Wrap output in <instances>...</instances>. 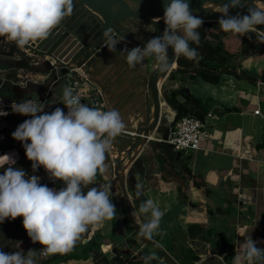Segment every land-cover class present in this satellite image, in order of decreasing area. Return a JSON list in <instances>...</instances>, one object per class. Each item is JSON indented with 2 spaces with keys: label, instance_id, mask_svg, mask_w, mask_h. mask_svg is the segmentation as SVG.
I'll return each mask as SVG.
<instances>
[{
  "label": "crops",
  "instance_id": "0c3cea01",
  "mask_svg": "<svg viewBox=\"0 0 264 264\" xmlns=\"http://www.w3.org/2000/svg\"><path fill=\"white\" fill-rule=\"evenodd\" d=\"M73 5V11L61 24L75 39V46L66 48L64 60L78 67L74 59L79 45L86 35L103 24V18L85 1L73 0ZM34 42L30 43L32 49L23 48L24 57L0 56V96L4 94L10 103L35 99L45 107L61 97L66 80L54 81L51 64L54 59L36 53L34 47L39 48V45ZM156 65L152 57H147L132 68L124 56L118 54L101 60L95 67L94 77L104 90L107 110L116 109L121 113L125 123L123 131L136 134L145 119L153 121L156 103L148 77ZM240 65L235 71L240 73L243 69L242 76L230 71L216 83L200 76L193 78L187 72H178L174 78L171 76L175 71L170 73L160 85L161 109L157 126L131 154L127 152L134 138L122 133L114 139L106 154L107 170L99 175L101 186L109 188L117 215L90 225L84 241L99 235L101 248L110 257L137 253L143 247L152 254L155 248L141 241L132 225L129 207L115 175L114 159L119 157L123 161L121 174L133 211L149 198L156 202L164 215L159 229L161 234L154 235L153 239L180 264H183L181 259L188 264H198L210 255L220 258L224 264H232V258L241 252L240 243L244 242L245 235H251L258 242L257 247L264 249V57H244ZM177 89L201 100L200 103L191 101V104L205 122L209 137L198 149L176 151L165 142L177 115L166 95ZM178 98L186 100L183 95ZM23 116L19 115L16 121L23 122ZM12 119L10 116L5 120L14 121ZM9 152L16 153L11 156L14 161L20 157L16 148ZM137 184L141 186L140 196L136 194ZM50 188L60 190L63 187ZM146 220L145 215L139 216L140 223ZM177 245H184L187 252L177 256L174 252ZM42 247L37 242L33 248L37 250L36 263L53 255L41 256ZM195 256L200 259L193 260ZM155 257L156 260L152 263L149 260L148 264L161 261ZM92 262L91 257L71 258L56 264ZM242 264L252 262L242 261Z\"/></svg>",
  "mask_w": 264,
  "mask_h": 264
},
{
  "label": "clouds",
  "instance_id": "9594fccd",
  "mask_svg": "<svg viewBox=\"0 0 264 264\" xmlns=\"http://www.w3.org/2000/svg\"><path fill=\"white\" fill-rule=\"evenodd\" d=\"M73 7V0H0V37L23 49L31 42L46 39L71 14ZM220 7L222 15L218 24L222 31L239 35L256 32L264 43V31L257 28L264 25V8L254 3L248 7L247 14L233 16L230 9L241 8L242 0H227ZM163 20L166 27L162 36L151 38L143 47L121 51L129 67L135 68L146 57H154L160 70L165 71L180 56L188 60L197 58V51L190 47V42L199 44L198 30L204 21L193 14L190 0L166 2ZM111 33L110 28L106 29L103 37L108 50L114 52L120 40ZM169 47L174 50L171 62ZM59 102L67 107V113L60 107L44 112V105L35 99L13 102V112L31 119L21 123L12 137L23 142L33 172L42 166L50 179L62 181L65 187L50 188L40 183L39 176H29L15 166L4 168L0 174V223L22 216L23 227L32 242L43 246L39 250L41 256L67 252L90 225L117 215L107 186L91 187L86 192L84 188L95 181L98 173L107 170L106 154L125 129L121 113L116 109L105 111L89 107L67 85L62 89ZM3 157L15 165L11 156ZM140 187L137 184V196L141 195ZM134 209L131 215L139 225L141 237L151 240L154 235L161 234L164 213L153 199L143 201L138 210ZM141 214L147 217L144 223L139 222ZM244 237V242L240 243L241 252L232 258V264H242V261L264 264V249L257 247L258 242L251 235ZM36 253L33 249L28 250L27 255L21 251L0 250V264H36ZM155 256L152 253L145 257V264Z\"/></svg>",
  "mask_w": 264,
  "mask_h": 264
},
{
  "label": "water",
  "instance_id": "95a60500",
  "mask_svg": "<svg viewBox=\"0 0 264 264\" xmlns=\"http://www.w3.org/2000/svg\"><path fill=\"white\" fill-rule=\"evenodd\" d=\"M85 1L91 7L99 11L103 18V24L85 36V39L79 45L78 55L74 59L75 64L84 70L101 88V84L95 79V67L97 64L110 56L123 55L121 53L125 48L131 49L136 46L143 47L148 40L156 36H162L166 24L164 23V6L170 0H79ZM207 1H215L219 3H226L227 0H190L191 10L201 9L202 13L206 16L203 21H218L222 13L219 11H207L204 3ZM259 0H242L241 8H232L233 11L230 15L237 13L247 14L248 7L254 6V2ZM264 1V0H263ZM139 5V7H138ZM138 8V9H137ZM112 30V35L120 40L117 45V50L110 52L105 43L103 32L106 29ZM257 28L264 31V25H258ZM39 48L34 47L36 53H42L52 57L59 65L63 66L62 71L67 72L70 63L64 60L66 48L75 46V39L71 32L61 23L56 26L46 39L35 41ZM34 42V43H35ZM31 44L26 45L24 49H32ZM124 56V55H123ZM168 56L170 62L174 59V50L169 47ZM147 58V57H146ZM145 58V59H146ZM154 61V57H152ZM176 58L171 66L161 71L159 64L154 67L148 77V85L151 87L155 96L156 112L153 121L150 123L145 119V122L139 127L138 132L123 131V136L134 138L128 150V155L132 153L133 149L140 143L143 138H146L150 131H152L158 123L159 114L161 109L160 99V85L170 75V73L178 66ZM198 67L208 73L225 74L231 71L230 67L217 68L207 65L203 60H198ZM159 78L161 80H159ZM103 90V88H102ZM104 92V90H103ZM105 94V93H104ZM107 101V100H106ZM115 175L120 181L121 188L124 193L125 201L129 207V215L132 225L144 243L155 246L163 255V258L170 264H180L177 259L157 240H148L139 235V225L136 223L135 218L131 215L133 206L129 200V193L127 191L124 177L121 174L122 159L115 157L114 159ZM156 260L151 259V263ZM148 264V262H147ZM198 264H224L223 261L214 256H207L199 261Z\"/></svg>",
  "mask_w": 264,
  "mask_h": 264
},
{
  "label": "trees",
  "instance_id": "16d2710c",
  "mask_svg": "<svg viewBox=\"0 0 264 264\" xmlns=\"http://www.w3.org/2000/svg\"><path fill=\"white\" fill-rule=\"evenodd\" d=\"M200 33L199 44L195 42H190V47L195 48L197 51V58L195 60H188L183 56L178 57L177 62L179 68L171 77H175L178 72H187L191 77H202L203 79L210 82H219L223 74H212L201 70L200 68H195L196 61L198 65V60H203L207 65L214 66L217 68L230 67L231 72L237 76H242L241 73L245 71L240 70V73H236L235 68L230 65V60L232 57L240 52L244 57L250 56H262L264 57V43L258 38V33L249 32L244 35H233L230 32L225 33L221 30L218 21H204L202 27L198 30ZM25 56L23 49L19 48L15 42L7 41L5 37H0V56ZM197 67V66H196ZM179 95L186 97L185 101H180ZM167 102L177 110L176 120H179L187 114H195L200 117L196 107L191 103H200L201 100L196 97H191L183 89H177L170 91L166 95ZM192 101V102H191ZM196 110V111H195ZM9 118V116L4 117ZM201 118V117H200ZM202 119V118H201ZM29 142V141H28ZM16 148L19 151L20 157L15 160V165L12 163L4 162L0 164V174H3V169L8 166H15L17 168H22L29 176L37 175L41 178L40 183L46 184L48 187H65L64 183L59 180H52L49 178L48 173L41 166L35 172H33L30 160H28L25 149L23 147V142L17 141L12 138L9 141L0 140V155L6 150ZM102 178L99 173L95 178V181L84 188L86 192L88 188L101 186ZM19 221V223H22ZM90 232V226L88 230L81 234L79 240L64 253H56L49 257L40 259L36 264H56L59 262L67 261L71 258H92V264H143L145 263V257L151 255L150 251L143 247L137 251V253H128L124 256L116 255L110 257L107 252H104L101 248V239L99 235H95L91 240L84 241ZM36 243H31V245L22 251V253L27 254V251L33 249ZM114 250L118 252L119 250L114 247ZM119 253V252H118ZM200 257L195 256L193 260H199Z\"/></svg>",
  "mask_w": 264,
  "mask_h": 264
},
{
  "label": "built area",
  "instance_id": "2783aa9c",
  "mask_svg": "<svg viewBox=\"0 0 264 264\" xmlns=\"http://www.w3.org/2000/svg\"><path fill=\"white\" fill-rule=\"evenodd\" d=\"M51 64L55 82L66 80L65 86H71L74 92L79 94L82 103H86L89 107H97L107 111V101L102 88L84 70L79 67L68 66L67 72L64 73L62 71L63 66L55 60H52ZM61 98L62 95L56 100V103L45 106L44 112H51L56 107H60L67 113V107L59 102ZM12 104H6L0 96V106L11 107ZM256 112H259V110H256ZM207 137H209V132L206 129L205 122L195 114H187L171 124L165 142L176 151H189L200 148ZM262 162L264 164V159Z\"/></svg>",
  "mask_w": 264,
  "mask_h": 264
},
{
  "label": "rangeland",
  "instance_id": "374dc122",
  "mask_svg": "<svg viewBox=\"0 0 264 264\" xmlns=\"http://www.w3.org/2000/svg\"><path fill=\"white\" fill-rule=\"evenodd\" d=\"M259 2H260L259 4L262 6V8H264V1L259 0ZM231 34H233V33H231ZM233 35H238V34H233ZM242 58H244V56L242 54H240V52H237V55L232 57L230 60L231 67L236 69V68H238V66H241L240 64H241ZM196 66H195L196 69L199 68L197 65V61H196ZM178 68H179V66L174 68V71L176 72ZM180 73H184V72H180ZM1 96L5 100L6 104L10 103V101L4 97V94H2ZM19 115L20 114L12 111V106L11 107L10 106H0V140H2V141L11 140L13 138L12 133L16 130V128L21 123H23L25 120L31 118L30 116H23V118H21V119L24 121L23 122L20 121V123H19L16 121L17 117ZM6 116H9V117L12 116V118H13L12 120H14V121L5 120L4 117H6ZM14 154H16V153L9 152V150L7 152L2 153L0 155V163L6 162V161L11 162L9 159H7L6 157H3V156L4 155L12 156ZM30 163L32 165V161H30ZM22 168L25 169L26 166H23ZM101 184H102V182H101ZM22 220H23V217L21 216V217L16 218L15 220L7 219L3 223H0V250H4L6 252H15V251H21L22 252L23 250H25L26 248H28L31 245L32 240L28 236L27 231L24 229L23 222L19 223V221H22ZM141 241H142V239H141ZM145 244H147V243H145ZM177 246L178 247L174 251L177 254V256H180L181 253L187 252L186 247L184 245H177ZM181 249H183V250H181ZM152 253H155L156 256L161 258V261H158V263L156 262L155 264H170L168 261H166L163 258V255L161 254V252L156 247L153 248ZM25 255H27V254H25ZM181 262L183 264H188V261L183 260V259H181ZM190 263H191V261H190Z\"/></svg>",
  "mask_w": 264,
  "mask_h": 264
},
{
  "label": "bare ground",
  "instance_id": "6f19581e",
  "mask_svg": "<svg viewBox=\"0 0 264 264\" xmlns=\"http://www.w3.org/2000/svg\"><path fill=\"white\" fill-rule=\"evenodd\" d=\"M256 6H259L260 8H262V6L259 4L260 2H254ZM224 3H219V2H215V1H207L204 3V7L207 11H219L222 12V8L220 7V5H222ZM254 5V4H253ZM193 14L204 19L206 16L202 13L201 9H194L192 10ZM233 11L230 9V13H232ZM159 80H161L159 78Z\"/></svg>",
  "mask_w": 264,
  "mask_h": 264
}]
</instances>
